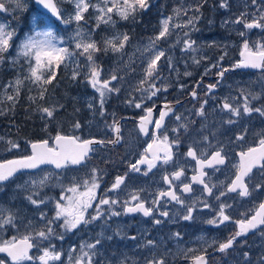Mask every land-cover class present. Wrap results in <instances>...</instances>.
Masks as SVG:
<instances>
[{"label": "snow or ice", "instance_id": "snow-or-ice-1", "mask_svg": "<svg viewBox=\"0 0 264 264\" xmlns=\"http://www.w3.org/2000/svg\"><path fill=\"white\" fill-rule=\"evenodd\" d=\"M207 3L208 0H195L194 3L178 0L170 14H160L156 31L148 37L146 44H132L131 31L134 29L123 31L118 25L121 21L133 25L139 23L142 15L153 6V0H35V4L47 12L33 17L35 23L30 33H25L23 37L19 36V24L28 8L26 0H0V13L11 17L8 23H0V72L12 73L11 78L0 81V105H4L0 107V116L14 114L16 106L24 99L28 104L26 117L36 114L41 121L40 130L44 133L38 140H25L30 152L22 147L18 139L0 137V147L4 151L26 153L0 161V191L18 178L17 173L27 177L22 183L15 184L12 200L7 204L0 202V254H4L0 256V264H169L172 253L163 237L149 239L150 233L146 229L138 235H128L119 226L108 234V221L112 218L137 214L148 218L152 226L159 229L166 223H177V217L193 221L195 212L207 209L212 213L203 221L207 225L217 228L224 225L227 228L230 222L235 226L222 241H205L207 247L215 245L214 250L223 254H228L230 249L236 251L247 246L249 233L264 241V201L233 216L229 210H234V205L222 199L229 193H236L240 198H250L254 193L264 194V133H260L257 141L246 150L238 153L239 162L231 165L235 171L227 183L216 185L210 178L206 179L211 176L206 169L222 174L228 170L229 146L233 142H246L248 129L242 122L244 118L253 113L264 117V103L259 106L253 103L264 98V82L260 84L259 91L246 86L240 88L239 96L224 97L220 111L227 113V117L222 116L218 122L212 123L208 122V99L201 101L196 90L203 88L205 96L214 98L215 89L225 73L236 69L260 70L264 80V0H243L242 10L222 22L221 26L229 31V35L234 31L238 37L240 60L231 68L224 67L222 63L228 56L229 41L217 43L213 39L200 44L193 37L194 33L201 31L198 26L203 19L201 10ZM62 4H70L72 9L62 8ZM218 7L228 10L231 6L229 0H218ZM12 21L16 22L15 26ZM57 22L64 27H57ZM207 23L211 26L214 22L209 19ZM229 25L233 26L230 30ZM102 26L103 34L98 31ZM178 29L180 32H177ZM253 30H258L259 39H251ZM174 34L176 40L173 43L170 38ZM162 44H166L167 48ZM177 46L185 55L197 53L204 46L216 47L222 52L214 63L205 66L204 71L205 76L212 73L219 79L204 85L201 77L196 89L189 93L197 101L191 115L198 119L177 114L167 101L158 113L156 111L155 98L168 91V84L164 82L167 78L163 75L165 68L169 73L177 71L179 59L171 53V49ZM129 49L133 51L129 53ZM104 57L112 59L115 66L103 68ZM137 59L143 65L140 72L136 77L126 79L128 73L121 74L122 66L134 72L132 66ZM162 59L163 63H160ZM191 59L194 64L200 65L207 57L193 55ZM69 68L68 75L72 81L93 89L94 94L86 99V106L93 117H100L112 136L82 139L75 134L82 128L78 119L71 124L72 135L63 131L58 113L64 105L51 100L52 89L49 86L54 87V81L59 83L58 70ZM212 69L218 71L212 72ZM191 74L188 71L184 73L185 76ZM180 87L183 90L184 85ZM122 95L124 105L142 113L136 125L137 139L145 137L146 147L138 159L129 162L127 172L116 175L110 186L103 190L104 195L98 196L105 171L99 165L91 164L92 154L98 151L95 145L106 147L122 142L120 121L125 117L117 119L116 112H108L106 107L109 100L120 99ZM240 97L242 102H237ZM79 111V108L74 109L76 113ZM109 117L111 123L108 122ZM172 120L176 121L175 125ZM54 124L56 128L52 129ZM19 132L17 127V134ZM228 132L232 135L225 144L221 137ZM185 139L190 143L183 157L186 163L194 162L190 178L186 175V167L177 163L180 157L174 160L173 149H178ZM169 164L173 167L171 172L165 167ZM158 167L164 168L162 180L167 185L166 189L143 195L147 190L136 188L129 191L122 202L108 195L109 192L127 189L126 181L130 173L147 176ZM254 168L259 169V178L253 173ZM81 170H85L84 176L69 175ZM193 185L201 186V196L197 199L185 196L196 191ZM56 188L60 189V194L49 196L46 190ZM204 194L217 203H209ZM16 199L30 205L34 209L33 214L25 212L23 205L15 204ZM173 204L179 206L174 213L169 207ZM97 221H102L97 225L101 231L90 240H82L66 251L62 245L54 243L65 241L69 234L91 230ZM116 238L135 242L133 247L140 259L115 250L108 256L105 243ZM167 239L182 241L183 236L180 232L169 233ZM198 239L203 241L204 237ZM207 247L203 250L179 249L177 255L182 254L191 264H210ZM260 247L255 262L250 252L245 250L240 253L241 260L237 264H264V244ZM32 249L41 254L30 255ZM190 253L196 254L190 256Z\"/></svg>", "mask_w": 264, "mask_h": 264}, {"label": "rangeland", "instance_id": "rangeland-1", "mask_svg": "<svg viewBox=\"0 0 264 264\" xmlns=\"http://www.w3.org/2000/svg\"><path fill=\"white\" fill-rule=\"evenodd\" d=\"M189 3H194L195 0H188ZM26 3L28 4L27 10L22 14L21 19H20V24H19V36L23 37L25 33H30L32 25L35 23L33 20V17H36L38 14H43L41 13L36 7L35 3H33V0H26ZM178 4V0H153V6L149 9V11L145 14L142 15L140 22L133 25L129 24L128 22L121 21L118 27L123 30V31H130L134 29V31H131V35L133 37L131 43L136 44L137 42L140 43H147L148 37L153 35V33L156 31V25H158L159 19H160V14L164 13L165 15L170 14L171 9ZM230 4V9L225 10L222 8L218 7V0H208V3L204 6V8L201 10L203 14V19H201L199 23V28L201 29L200 32L194 33L193 37L198 39V43L203 44L205 41H211L215 39L217 43H222L225 40L229 41V48H228V56L225 57L224 61L222 62L223 65L224 63H231L232 61L239 58V52L240 49L237 45L238 37L233 31L231 35H229V31L223 28L222 22L228 18L229 16L235 14H238L242 10V5H243V0H229ZM62 8L71 10L72 5L70 4H62ZM87 15V14H86ZM211 19L213 20V24L211 26L208 25L207 21ZM11 20V17L8 16L7 14L0 13V23H8ZM13 25H16L15 21H12ZM94 23V21H92ZM57 27L63 28V25H60L57 23ZM71 27V26H70ZM232 25H229V30L232 28ZM236 27H239L237 25ZM101 34L104 33V27L102 26L101 29L98 30ZM177 32H180L178 29ZM61 35H64L63 32L60 33ZM182 34V33H181ZM251 39L252 40H257L260 38V34L258 30H253L250 33ZM171 41L174 43L176 40V34H174L171 38ZM162 46L167 48L166 44H162ZM133 49H129V53H131ZM171 53L174 57L179 59V63L176 64V69L177 71L169 73L167 71V68H165V71L163 73L164 77L167 79L164 81L165 83L168 84V91L160 94L158 97L162 98L163 96L167 95H173L175 97H179V95L183 94V91L186 90L187 88H190V86H193V84L196 82L197 76H201V74L204 75L205 71V66L206 65H211L216 61V59L222 55V52L219 48L216 47H207L204 46L201 51L197 53H191L189 55H185L184 53L180 52L179 46H177L174 49H171ZM138 55V54H137ZM197 56L198 58L203 56L207 57L203 61L202 64L196 65L192 62L191 56ZM180 57H183L180 59ZM127 60V56L124 58ZM135 59V58H134ZM160 63H163V59L160 61ZM115 62L108 58L104 57L103 62H102V67L105 69H108L110 67H114ZM140 60H136V63L133 64V68L135 71H130L127 67L122 66V71L121 74L128 73V76H126V79L130 77H136L137 73L140 72L141 67ZM214 69H212L213 71ZM67 75L71 71V69L65 70ZM185 71L191 72V76H185L184 73ZM12 73L11 72H0V81H6L9 78H11ZM69 77V75H68ZM264 82L261 78V72H247L246 75L241 76V75H236L232 78L231 80H227L224 83L225 85H236L238 83L239 85H243L241 88L244 87H249L252 88L255 91H259L260 89V84ZM159 83V82H158ZM183 84L184 88L183 90L181 89L180 85ZM82 89L79 91L78 94H75L73 97V103H77L78 108L80 111L78 112V116L81 117V124L82 128L77 131L76 133L81 136L82 139L88 138V136L92 135L93 133H98L99 129L103 128L102 122L98 119L99 116L93 117L92 113L86 106V99L88 97H91L94 94V91L91 87H85L81 83ZM235 90L232 88L230 89V95H234ZM139 95V93H137ZM123 99V95L121 96L120 99H111L109 100L107 104V111L112 112L115 111L117 116L119 114H122L127 111H134L136 114L140 113L139 109L127 107L124 105L121 101ZM157 100V98H155ZM261 100H264L262 98ZM259 101H257L258 103ZM264 103V102H262ZM24 105V103H22ZM0 107H4V105H0ZM17 107V106H16ZM7 110V109H5ZM221 116L227 117V113H223L220 111V108L218 109ZM257 114V113H256ZM35 115V114H34ZM6 116V115H4ZM4 116H1L3 118ZM257 119L260 121H264V117H260L257 114ZM213 121L218 122L219 118L213 119L209 121V123H212ZM111 123V120L109 121ZM133 124V125H132ZM264 126V122H262ZM127 130L128 131H133L135 130L136 126L134 124V121L130 120L128 124H126ZM227 127V126H225ZM261 131V129H259ZM13 131L10 129V125L6 123H2L0 121V137H7L8 139H18L22 145L23 148H28V146L25 144L26 139H21L20 137H14L12 136ZM231 133V132H228ZM222 139V137H221ZM28 151L30 152L29 148ZM26 154L25 152L22 151H17L15 153H9L4 151L3 147H0V161H3L5 158L7 159H12V158H17L20 155ZM230 169H228L226 172L219 173L216 175L215 180H216V185H222L224 183H227L228 178L230 176ZM69 175H79V176H84L85 175V170H81L79 172H70ZM259 175V173H258ZM24 179H27L26 176H23L20 174L17 179L13 180L8 184V186L3 190L0 191V202L7 204L10 200L13 199L14 197V190H15V184L16 183H22ZM49 196H58L60 194V189H48L46 190ZM217 191V189H216ZM67 195H71V193H68ZM223 200L226 202L233 204L234 205V210H229L232 212L234 211H243L242 204L239 200H235L234 198H228V197H222ZM216 202V201H215ZM217 203V202H216ZM15 204L17 205H23L24 206V211L27 212L29 215L33 214L34 209L30 205H26V202L16 199ZM43 207V206H42ZM47 211V208H45ZM89 211V210H88ZM177 210L172 211V213L176 212ZM239 212L237 214H239ZM49 215H52L51 212H49ZM235 216V214H233ZM238 216V215H237ZM177 220L179 221V217H177ZM222 226V225H221ZM92 227V226H91ZM100 231L98 229L97 224L94 226L93 230H89L86 232H77L75 235L69 234L65 241L61 242L59 240L54 241L57 245H62L63 250H67L70 246H75L77 243L81 242L82 240H90L93 238L96 234H98ZM217 233L213 235L211 238L214 239L215 241H218ZM205 237V235H204ZM198 239V238H197ZM202 242V240H199ZM204 241V240H203ZM206 241V239H205ZM191 244H193V241L187 242L185 241H178V240H172V246L171 248H168L171 251V257L174 261L179 260L180 257L177 255L179 249H185V248H192L194 249L195 247ZM264 244V241H261L258 236L253 237L250 241H248V245L245 246L244 248L237 249L236 251H232L231 253L228 252V254H225V259L223 260L224 262L222 264H237L238 261L241 260L240 253L242 251H249L252 258L253 262H255L256 256L260 253L261 247L260 245ZM41 253L35 249L33 253L30 255H35L39 256ZM4 254H0V256H3ZM137 259H140V257H136ZM51 264V262H50Z\"/></svg>", "mask_w": 264, "mask_h": 264}, {"label": "flooded vegetation", "instance_id": "flooded-vegetation-1", "mask_svg": "<svg viewBox=\"0 0 264 264\" xmlns=\"http://www.w3.org/2000/svg\"><path fill=\"white\" fill-rule=\"evenodd\" d=\"M235 58L234 61L231 63H224V67L231 68L236 62H238ZM218 69H214L212 72H216ZM236 75L244 76L247 73H242L239 71H229L225 73L224 79L220 82V85L217 89H215L214 92V98L209 99L204 94L203 88L196 89L197 82L203 77L204 85H207L209 83H215L219 77L213 75L212 73H209L207 76L201 74V76H197L196 82L193 84V86H190V88H187L183 91L182 95H179V97H175L173 95H167L163 96L162 98L158 97L156 100V111H158L163 108L161 104L165 103V101L169 103H176L178 104L175 108L177 114H183L187 117L198 119L196 117H192V110L194 106H197V101L194 100L190 96V91L193 89H196L199 94V98L201 101L208 99V104L206 105L207 111L209 113V121L222 117L221 114L217 111L220 108L221 101L224 97H237L239 96V90L243 85H239L236 83V85H225L224 83L229 79L231 80L232 76L234 77ZM232 88L235 90L234 95H230V89ZM243 98L240 97L237 102H242ZM179 101V103H177ZM264 102V100H260L258 103L257 101L253 102L255 106H259L260 103ZM213 109H215V112H213ZM142 115V113L136 114L134 111L130 110L127 112L122 111V114H119L117 116V119L120 117H125V119H122V133H123V140L120 144L117 145H107L106 147L97 146L98 149L97 152L93 153V159L91 161L92 165H99L101 169L105 171L104 176V183L101 184V189L98 190L97 195L102 196L104 195V189L107 186H110V184L113 182L116 175H123L128 170V164L129 162H133L136 159H138L139 154L143 152L144 147H146V144H144V141L146 140L145 137L140 136L139 139H137V132L138 128L136 127L134 132L128 131L126 124L129 123L130 120L134 121L135 126L137 125V120L139 119V116ZM155 115V114H154ZM257 114L253 113L250 117H245L244 121H242L245 126L248 129V135L246 137V142H233L229 146V158H230V176L235 171L234 168L231 167L232 164H236L239 162V156L238 153L242 150H246L247 147L252 145L254 142L257 141V136L260 133H264V126L262 122L257 119ZM100 122H102L103 128L99 129L98 133H93L92 135L88 136V138H104L107 136H112L113 134L104 126V122L98 118ZM171 119V117L169 118ZM111 118L109 117V121ZM108 121V122H109ZM112 122V121H111ZM166 123L168 121L166 120ZM172 124L175 125L176 121L172 120ZM133 125V124H132ZM198 127V125H197ZM235 127V126H234ZM261 129V131H259ZM79 135V134H78ZM232 133H227L226 136L222 137L225 144L228 143V137L231 136ZM80 136V135H79ZM190 143L187 139L179 146L178 149L174 148L173 151L175 153L174 160H176V157L179 156L180 159L177 160V163L179 165L186 167V175L190 178L193 174L192 172V164L194 162L186 163L183 154L187 151V145ZM190 160V158H189ZM104 161H108L107 163H104ZM146 167V166H144ZM167 168L168 172L173 171V167L171 164L165 166ZM206 171L211 173L210 177H206V179H211V182L213 184H216L215 177L217 174L221 172H212L211 169H206ZM226 172V171H225ZM253 173L257 175L259 178V170H255ZM164 174V168L158 167L152 169L151 172L147 176L142 175L141 173H130L128 180L126 183L128 184V188L125 189L123 192H109L108 195L112 196L114 198H118L121 202L128 196V192L131 190H135L136 188H142L146 189L147 192L142 193L143 195H147L148 192H156L160 189H166L167 185L163 183L162 175ZM123 187V186H122ZM201 186L199 185H193V188L196 189L195 192L191 194H185V196H191L192 199H197L201 196V193L199 192ZM214 192H216V189H213ZM226 197L228 198H234L235 200H239L242 204L243 209L248 208L250 206H255L259 201H264V194L262 193H254L252 197L250 198H240L236 195V193H229ZM204 198L209 201V203L215 204V200H213L210 197H207L206 194H204ZM251 201V203H249ZM171 212L174 210H177L179 208L178 205H170ZM199 207L202 208V205ZM89 212H92V209H88ZM182 211V210H181ZM239 211H234L233 214L237 216ZM232 214V215H233ZM194 220L193 221H184L182 219H179L177 223H166L165 225L161 226L159 229L152 226L148 218H143L141 215L137 214L135 216H121V217H114L112 220L108 221V225H110L108 234H111V230L115 229L117 226L124 229V231L128 235H138V233L142 230H147L150 235L147 237L149 239H157L159 240L161 237L164 238L166 242L167 248H171L172 246V240L167 239L169 233H175L180 232L183 236L182 241L192 242L191 246L193 245L194 249H200L203 250L204 247H207V244L205 243V239L207 242L211 243L212 241H215L214 239L211 240L213 235L217 233L218 241H222L225 237L228 236L229 232L235 227L230 222L228 224V227L225 228L224 225L220 227H213L210 225H207L203 221L207 218H210L212 213H210L207 209H203L202 211L195 212L194 214ZM234 216V215H233ZM102 221H97L96 224H101ZM92 225L91 231L93 230L94 226ZM99 231H101V228L98 227ZM205 235V237H204ZM203 236L204 241L200 242L198 237ZM253 238L252 235H249L247 237L248 241H250ZM135 242L130 240H123L121 241L119 238H116L112 242H106L105 243V249L107 250V255L111 256L112 251L115 250L117 253L124 252L127 253L129 256H136L140 257L137 254V249L133 247V244ZM235 247V246H234ZM215 245L213 247H207V252L211 257L210 264H221V260H224L225 254L220 253L218 251H215ZM241 249V248H240ZM233 250H229L228 252H232ZM196 253H190L189 255H195ZM178 257H180L179 260L176 259L173 263V259L169 257V264H191V261L188 259H185L182 254H180Z\"/></svg>", "mask_w": 264, "mask_h": 264}, {"label": "trees", "instance_id": "trees-1", "mask_svg": "<svg viewBox=\"0 0 264 264\" xmlns=\"http://www.w3.org/2000/svg\"><path fill=\"white\" fill-rule=\"evenodd\" d=\"M55 30V28L53 29ZM63 69V66H62ZM59 83L53 82V86H49L52 89L51 100L59 101L64 105V108L58 113L60 122L63 124V131L65 133H73L71 124L74 120L81 121V117L74 112L75 108H78L77 103H73V97L78 94L82 89L81 83L72 81L65 70H58ZM24 103V105H22ZM40 103H44L41 101ZM28 107L27 102L22 99L20 104L17 105L14 114H9L1 118L0 121L10 125L11 131H13L12 136L20 137L21 139H26L29 141L38 140L44 135L40 130L41 121L35 114L31 118L26 117L25 109ZM17 127H19L20 132L17 134ZM56 125H52V129H55ZM51 130V129H50Z\"/></svg>", "mask_w": 264, "mask_h": 264}, {"label": "water", "instance_id": "water-1", "mask_svg": "<svg viewBox=\"0 0 264 264\" xmlns=\"http://www.w3.org/2000/svg\"><path fill=\"white\" fill-rule=\"evenodd\" d=\"M33 3H35V0H33ZM35 6L39 9V10H41L43 13H46L47 12V10L46 9H43L42 8V6H38V5H36L35 4ZM49 15H51L50 13H48ZM54 19V18H53ZM240 71H247V70H252V71H254V72H257V71H259V70H257V69H239ZM164 104H161V106H163ZM170 105L175 109V107L177 106V104H172V103H170ZM139 120V119H138ZM138 122V121H137ZM120 123L122 124V122L120 121ZM96 146H98V145H95L94 147H96ZM255 169H258V168H254L253 169V171L255 170ZM20 173H17V176L19 175ZM251 233H249V235H250ZM35 249H32L31 251H30V253L32 252V251H34ZM29 253V254H30Z\"/></svg>", "mask_w": 264, "mask_h": 264}]
</instances>
